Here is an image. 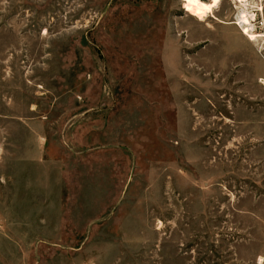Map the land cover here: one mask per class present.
Masks as SVG:
<instances>
[{"label": "rangeland", "instance_id": "rangeland-1", "mask_svg": "<svg viewBox=\"0 0 264 264\" xmlns=\"http://www.w3.org/2000/svg\"><path fill=\"white\" fill-rule=\"evenodd\" d=\"M240 5L0 0V264H264V39L236 25L264 34V0Z\"/></svg>", "mask_w": 264, "mask_h": 264}, {"label": "bare ground", "instance_id": "bare-ground-1", "mask_svg": "<svg viewBox=\"0 0 264 264\" xmlns=\"http://www.w3.org/2000/svg\"><path fill=\"white\" fill-rule=\"evenodd\" d=\"M184 1L186 2L187 8L191 10L193 16H195V17H201L202 15L211 13L215 8H217V6L220 3V0H209L208 2H204L202 0H199L198 3H190L189 0H184ZM248 1L249 0H237V2H239V4L242 5V7L247 5ZM258 10L262 11V8L260 7ZM237 22L238 23L236 25L241 26L240 27L241 30L245 33V35L248 38L251 39L252 42L255 41L256 38L257 39L258 38L264 39L263 33L262 34H255L253 32H250L251 30L249 28H251L252 25H250L248 15H247V13H245V11H243V9L238 15ZM262 26L264 27V23H262Z\"/></svg>", "mask_w": 264, "mask_h": 264}, {"label": "snow or ice", "instance_id": "snow-or-ice-1", "mask_svg": "<svg viewBox=\"0 0 264 264\" xmlns=\"http://www.w3.org/2000/svg\"><path fill=\"white\" fill-rule=\"evenodd\" d=\"M190 3H198L199 0H189Z\"/></svg>", "mask_w": 264, "mask_h": 264}]
</instances>
